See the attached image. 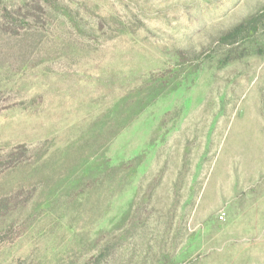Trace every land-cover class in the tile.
Masks as SVG:
<instances>
[{
    "label": "rangeland",
    "instance_id": "rangeland-1",
    "mask_svg": "<svg viewBox=\"0 0 264 264\" xmlns=\"http://www.w3.org/2000/svg\"><path fill=\"white\" fill-rule=\"evenodd\" d=\"M0 264H264V0H0Z\"/></svg>",
    "mask_w": 264,
    "mask_h": 264
},
{
    "label": "built area",
    "instance_id": "built-area-1",
    "mask_svg": "<svg viewBox=\"0 0 264 264\" xmlns=\"http://www.w3.org/2000/svg\"><path fill=\"white\" fill-rule=\"evenodd\" d=\"M220 219H223V216L222 215L220 216Z\"/></svg>",
    "mask_w": 264,
    "mask_h": 264
},
{
    "label": "trees",
    "instance_id": "trees-1",
    "mask_svg": "<svg viewBox=\"0 0 264 264\" xmlns=\"http://www.w3.org/2000/svg\"><path fill=\"white\" fill-rule=\"evenodd\" d=\"M238 31H240V30H238Z\"/></svg>",
    "mask_w": 264,
    "mask_h": 264
}]
</instances>
